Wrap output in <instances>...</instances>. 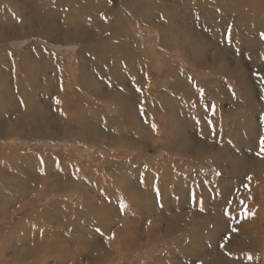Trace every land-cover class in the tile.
Here are the masks:
<instances>
[{"label": "rangeland", "instance_id": "obj_1", "mask_svg": "<svg viewBox=\"0 0 264 264\" xmlns=\"http://www.w3.org/2000/svg\"><path fill=\"white\" fill-rule=\"evenodd\" d=\"M12 1H0V90L15 94L24 82L26 95L13 108L0 91V264H264V9L175 0L139 24L133 15L148 10L78 0L97 26L85 43H63ZM28 14L35 28L22 30ZM122 17L132 49L113 41L110 26ZM12 22L21 30H9ZM174 28L188 31L191 50L181 49ZM106 59L109 70L99 72ZM131 87L136 107L119 116L113 97L132 104ZM29 97L43 118L58 114L64 125H42ZM95 118L101 129L85 134L80 120L93 129ZM181 216L187 228L166 227L165 218ZM194 241L202 251L195 257Z\"/></svg>", "mask_w": 264, "mask_h": 264}, {"label": "bare ground", "instance_id": "obj_2", "mask_svg": "<svg viewBox=\"0 0 264 264\" xmlns=\"http://www.w3.org/2000/svg\"><path fill=\"white\" fill-rule=\"evenodd\" d=\"M13 1H19V0H13ZM77 1L78 0H36L35 3H34L33 0H22L21 2H24L25 3L26 8L32 10V13L34 14L35 20L37 22V27H40L42 30H44L46 32V35L47 36L54 35L55 38H56V41H61L63 43H66L65 41H76V42H80V43H85L86 42V39L88 37V33L86 31L89 30V29L95 28L97 26V20H96L97 15H96V17L95 16H93V17H87V16H84V14L78 12L79 11V8L77 9L78 6H77V3H75ZM87 1H92V0H87ZM161 1H162V4H163L162 6H161L159 0H119V2L121 3L120 5H122L123 13H127L126 11H128V13H129V12L135 10V9H137V10H140L141 9V11H144L146 9V10H148L150 12V14L149 15H146V16L140 15V14H138V12H136L133 15L134 20H136V23L138 22L139 24H150L152 22L151 14H153L156 10H160V9L161 10H164V11L168 10L169 9V6L168 5H171V3H173L175 0H161ZM231 1H233V0H230V2ZM242 1H244L249 7H252V8H255V9H262V8L264 9V4H263L264 3V0H242ZM84 2H86V1H84ZM177 2L179 4L189 3V2H187L185 0H177ZM14 4H16V3H14ZM92 4H93V2H92ZM10 5L13 6L12 3H10ZM20 6L22 7V5H20ZM85 7H88V6H85ZM172 7L173 6L171 5L170 8L172 9ZM175 7H177V6H174V8ZM26 8L25 7H22L19 10L24 15V18L26 16ZM58 10H60L61 13H58ZM92 10L94 11V9H92ZM100 10H99L98 13H95V14L101 15L102 13H101ZM32 13H31V15H32ZM77 14H79L81 16V19H80V17ZM32 17H33V15H32ZM181 17L183 19H185L187 16H184L182 14ZM178 19H179L178 17L177 18H174V17L171 18V17H169V20H170L169 24H170V26L172 25V23L177 22ZM242 19L244 21L242 22L241 27H244V25L247 23V19H246L245 16ZM58 20H59V26H60V28H59L58 24H57L58 27L55 26V23ZM53 22H54V24H53ZM192 22H194V21H192ZM250 22H251V18H250L249 23ZM15 23H17V22H12L13 25L8 23V24H6V26H10L9 30H16V31H19L21 29L23 30L25 27H26V29H27V27H29V28H35V22L30 17V14H28L27 23L19 24L21 26V29H19L18 23L17 24H15ZM176 24L177 23H175V25ZM261 24H264V21H262ZM236 25L238 26L239 25V22H237ZM185 26L187 27L188 30H190L189 29V26L190 25L188 24V22H186ZM258 26L261 28V26L259 24H258ZM110 28L112 30H114V38H113V41L115 43H117L118 45H121V46H123L125 48L126 47H129L130 49H132L131 44H130V40L127 37V19L126 18H123L122 17V23L120 25L117 24L115 26H110ZM262 28L263 29L260 31V33H261V35L263 34V36H264V26H262ZM52 29H54L55 31H52ZM79 34H82V35H79ZM174 34L177 37L178 45H181V43L184 42L183 48H185V49L181 48L182 50H187V49H190L191 48V45L190 44H192V42H190L189 44L187 42V39L189 37V33H188L187 30H181V31H179L177 28H174ZM262 40L264 42V38H262ZM262 40H261V42H262ZM253 50L254 49H251V51H253ZM88 53H89V55H91V57L94 55L92 53V51H90L89 49H88ZM89 55H88V57H89ZM22 56H21L22 58H28L29 57L28 58V61L29 60H35V61H37V63H40L41 62V59H39L38 57H36V58L33 59V58H31V55L29 56V54H27V53L26 54H23ZM95 57L101 58V60H103V59L106 58V54H103V53H101L100 50H98V51H95L94 58ZM107 60L108 59L105 60L106 61V64L104 66H102L100 68H97V70L99 72H103V71H108L109 70V67L107 66ZM261 60L264 62V56L261 57ZM28 61H27V64H28ZM118 64L119 65H126L128 63H126L124 61H120ZM82 68H83V70L86 69V67H84V66ZM23 70L25 72L27 71L26 68H23ZM3 71H4V68H3ZM16 75H17V72H16ZM80 75L82 76V82H84V84L86 82L88 86L92 87L91 86L90 79L88 78L87 75L86 76L84 75V72L83 71L80 73ZM48 82H50V81H48ZM47 83H46V85H47ZM132 83H135V82H132ZM49 84L50 83H48V86H50ZM22 85L25 86L24 85V82L22 83ZM22 85L21 84H18L16 82V84H15V94H11V92L9 91L8 88H4V89H2V91L0 90L1 92H3L4 94L7 95V98H6L5 95L2 94L1 100H6L14 108L15 107L16 100L19 99V98H21V97H24L23 95H26V93H25V90L26 89H24V87ZM142 87L144 88V85L143 84H142ZM85 89H86V87H85ZM31 90L32 91H37L36 88H34V89L31 88ZM47 90H49V89L47 87H45L44 92L46 93ZM131 90H130L131 92L129 93L128 97H131L132 98L131 99L132 102H133L132 104H126L120 98L113 97L114 98L113 100L115 101V103L117 102L119 104V106H120L119 107L116 104L119 107V116L122 114L121 113V110L125 109L127 111H131L132 112L133 109H135V107H136V104H137V101L136 100L138 99L137 98L138 97V94L136 92L134 93V90L135 89H133L132 87H131ZM6 92H8V94ZM18 93H20V95L16 97V95ZM167 94H168V92H163V97L164 98L167 97L166 96ZM29 98L31 100V103H30L29 106H27V108H28L29 111H31L32 114H35V116L38 117L37 118L38 121H40V120L46 121V122L41 123L42 125H47L49 127H53V126L57 127V125H60V124L64 125L63 120H60L58 118V114H56L53 117L51 115V113L48 112L46 114L45 118H43V115L38 112L39 105H38L37 101H35L32 97H29ZM62 100H67V104L69 105V102H68V99H67L66 94H62L61 95V98H60L59 101L61 102ZM3 105H5V104H3ZM137 106L138 107H142V105H137ZM77 109H78V106H77ZM125 114H127V113H124V115ZM99 120L100 119H97V118H95L93 120V124L98 123V125H97L98 127L93 128V129H91V128L94 127V125L90 126L89 123H85L82 120H80L81 121V124H85V127L83 128V130L85 131V134H89V133H93V132H98L101 129L100 128L101 126L99 127V124H100L99 123ZM125 120H128L129 121L128 118H125ZM67 123H68V121H66V124ZM230 123L231 124H237L239 122H238L237 118L233 116V118L230 120ZM109 124H110V121L109 120H105L104 121V127L105 128ZM210 127H212V126H210ZM234 133H235L234 136H237L238 135L236 132H234ZM79 139L81 140L82 138H79ZM231 178H233V177L231 176ZM1 196H3V195L0 194V198H1ZM2 208H3V206L0 208V211H2L1 210ZM164 222H165V225H166V227L168 229H175V230H180L182 228L183 229L184 228H187V226L189 224L188 223V219L187 218H184L182 216L179 219H177L176 221H173L171 224L169 223V219L168 218H165ZM175 222H176V224L178 226H176V228H173L172 226L174 225L173 223H175ZM250 229L252 231L254 230L253 232H255L254 235L256 237V234H257V224H256L255 221H253L250 224ZM171 231H173L172 232V234H173L174 233V230H171ZM190 231H192V230H190ZM239 231H241V230H239ZM168 233H169V231H168ZM187 234L189 235L190 232H188ZM257 236H259V234H257ZM245 237H246V235H245ZM1 238L2 237H0V239ZM192 243H193V245H189L188 246V248L191 250V251H188V252L191 253L193 257L199 256L200 254H202V251L199 250V246H201V243L200 242L195 243V241L194 242H191V244ZM1 247L4 248L2 245H1ZM1 257H2V253H0V258ZM193 257H191V258H193ZM216 261L214 259H211V261H209V264L210 263H214V262L216 263Z\"/></svg>", "mask_w": 264, "mask_h": 264}, {"label": "snow or ice", "instance_id": "obj_3", "mask_svg": "<svg viewBox=\"0 0 264 264\" xmlns=\"http://www.w3.org/2000/svg\"><path fill=\"white\" fill-rule=\"evenodd\" d=\"M57 102H59V101H57ZM261 152H264V139L261 140ZM122 210H123V208H122ZM233 231H235V229ZM221 247H223V245ZM249 259H251V257H249Z\"/></svg>", "mask_w": 264, "mask_h": 264}]
</instances>
